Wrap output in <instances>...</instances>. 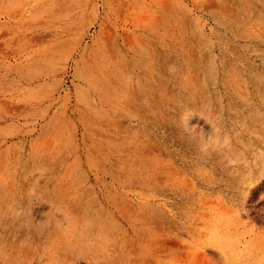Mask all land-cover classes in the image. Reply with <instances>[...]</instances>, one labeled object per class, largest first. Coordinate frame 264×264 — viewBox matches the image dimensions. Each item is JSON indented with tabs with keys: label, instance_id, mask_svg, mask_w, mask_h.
Returning a JSON list of instances; mask_svg holds the SVG:
<instances>
[{
	"label": "rangeland",
	"instance_id": "1",
	"mask_svg": "<svg viewBox=\"0 0 264 264\" xmlns=\"http://www.w3.org/2000/svg\"><path fill=\"white\" fill-rule=\"evenodd\" d=\"M0 264H264V0H0Z\"/></svg>",
	"mask_w": 264,
	"mask_h": 264
},
{
	"label": "clouds",
	"instance_id": "2",
	"mask_svg": "<svg viewBox=\"0 0 264 264\" xmlns=\"http://www.w3.org/2000/svg\"><path fill=\"white\" fill-rule=\"evenodd\" d=\"M194 113L188 114L187 112L182 113L180 116V121L184 126V130L190 136L193 132L196 133V139H198L201 149L207 151L209 149H215L217 147L226 145L228 143L227 138L221 135L220 129L211 125L210 134H205L204 131H198L195 126L189 127V120ZM64 216L65 222H68L70 217L67 214H62Z\"/></svg>",
	"mask_w": 264,
	"mask_h": 264
}]
</instances>
